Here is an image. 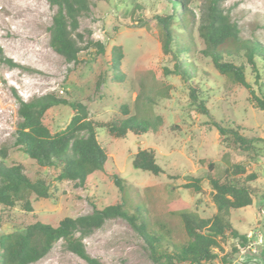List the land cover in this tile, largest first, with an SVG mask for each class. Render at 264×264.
Returning a JSON list of instances; mask_svg holds the SVG:
<instances>
[{"label":"rangeland","instance_id":"rangeland-1","mask_svg":"<svg viewBox=\"0 0 264 264\" xmlns=\"http://www.w3.org/2000/svg\"><path fill=\"white\" fill-rule=\"evenodd\" d=\"M91 1V10L80 18L84 48L79 61L69 63L50 45V26L56 8L49 0H29L30 5L20 0H0V47L4 57L15 63L0 59V149L9 147L7 164L21 163L30 177L45 178L53 191L50 198L33 196L31 212L19 205L0 209V234L36 219L56 224L65 216L76 217L91 213L95 206L115 203L122 197L115 182L118 174L132 185L133 196L145 201L158 230L167 238L183 241V222L176 211L188 207L203 217H211L216 207L206 176L208 163L214 162L216 173L222 174L231 160L244 162L248 172L258 174L253 181L258 193L252 205L236 209L231 215L233 224L248 235L247 246L231 253L238 240L228 236L221 242L224 250L219 251L214 264H264V111L249 100L246 87L229 81L202 53L205 44L197 27L206 0H192L190 4L196 14L192 24L196 47L195 57L191 58L195 67L193 83L169 72L175 61L163 53L156 16L172 12L170 0ZM220 5L238 24L244 39L264 43V0H223ZM89 39L102 42L105 52L87 44ZM119 45L123 57L115 69L111 57L114 46ZM243 53L229 58L245 64L246 78L259 94L264 90V60L257 58V75ZM191 87H197L200 97L206 100L208 113H202L191 102ZM15 93L24 100L55 93L69 101H80L95 119L125 117L123 107L127 106L130 114L149 112L151 117L160 116L162 123L156 130L129 132L124 138L99 129V139L109 155L106 169L92 174L85 184L58 181L56 170L39 166L35 159L13 146L20 121ZM72 114L68 104L55 106L46 113L45 122L56 131ZM214 121L240 125L243 133L253 139L254 150L227 148ZM139 148L153 149L165 172L156 176L134 167L132 158ZM192 176L202 177V192L184 186ZM85 242L89 253L107 264H154L137 231L121 217L108 219ZM223 255H227L229 262L224 261ZM30 264L88 263L60 240L44 257Z\"/></svg>","mask_w":264,"mask_h":264},{"label":"trees","instance_id":"trees-1","mask_svg":"<svg viewBox=\"0 0 264 264\" xmlns=\"http://www.w3.org/2000/svg\"><path fill=\"white\" fill-rule=\"evenodd\" d=\"M172 12L157 15L161 28L163 53L175 61L174 69L186 81L194 82L196 47L192 24L196 14L190 7L192 0H170ZM223 0H206L197 31L203 39L205 48L202 53L210 57L216 69L229 81L237 82L247 88L249 100L264 111V90L257 93L246 78V66L236 63L229 55L244 52L247 61L258 75L257 58L264 60V43L258 39H244L238 24L231 20L229 12L220 5ZM56 8L50 26V45L67 62L77 63L83 50V35L80 32V18L91 10V0H49ZM105 52L100 41L88 40ZM184 56L186 59H182ZM123 57L122 46H114L111 65L116 69ZM0 59L14 64L3 55ZM197 87L190 88L191 102L202 113H208L206 100L201 98ZM19 103L20 121L16 128L13 146L36 160L41 167H50L57 172V180H74L85 184L97 171L106 169L109 155L102 145L98 131L105 128L109 135L124 138L129 132L134 134L156 130L162 123L160 116L130 114L123 107L125 117L113 115L108 119H95L90 116L86 104L69 101L55 93L36 96L24 100L15 93ZM68 104L73 109L69 121L60 129L53 131L45 122L49 109ZM221 142L231 149L243 152L254 150L255 145L242 131L240 125L223 124L214 121ZM8 146L0 149V209L20 206L27 212L34 210L33 196L36 198L53 197L51 184L42 177L32 178L21 163L7 164ZM227 158L229 156L227 155ZM132 164L138 169L149 171L158 176L165 172L159 164L156 153L151 148H139L133 155ZM211 186L212 200L216 211L211 217H203L191 208L184 207L176 213L183 222L182 240L167 238L151 220V212L144 200L133 196L132 185L122 176L115 174V182L120 187L122 197L115 203L104 207H94L91 213L76 217L65 216L56 224L36 219L21 227L0 234V264H30L44 257L53 245L62 240L65 248L83 258L88 264H107L87 250L85 238L100 228L108 220L121 217L137 231L148 250L154 264H214L223 251L221 242L228 236L236 238L231 253L240 252L248 244L249 237L242 233L231 219L232 211L245 208L254 203L258 189L253 181L256 172H248L244 162L229 160L222 174L216 173L215 163L209 161L206 173ZM202 177L192 176L186 188L196 193L202 192ZM3 216L0 212V224ZM229 262L227 255H223Z\"/></svg>","mask_w":264,"mask_h":264},{"label":"bare ground","instance_id":"bare-ground-1","mask_svg":"<svg viewBox=\"0 0 264 264\" xmlns=\"http://www.w3.org/2000/svg\"><path fill=\"white\" fill-rule=\"evenodd\" d=\"M21 1V3H24V4H26V5H30V3H29V0H20ZM19 7V6H18ZM17 8V7H16ZM20 8V7H19ZM19 8H18V10H19ZM21 8H22V5H21ZM27 8V7H26ZM22 10V9H21ZM15 13V12H14ZM34 16V15H33ZM14 17V16H13ZM31 17V16H30ZM32 18V17H31ZM21 19V18H20ZM25 19V18H24ZM27 19V18H26ZM30 20V19H29ZM34 20V18H32V21ZM27 21H28V19H27ZM31 21V20H30ZM22 22V21H21ZM24 22V21H23ZM22 22V23H23ZM21 23V24H22ZM32 23V22H31ZM18 24V23H17ZM5 25H7V24H5ZM8 26V25H7ZM7 26H6V28H7ZM15 27H17V25L15 26ZM14 27V28H15ZM4 28V27H3ZM9 28V27H8ZM14 28H11V29H14ZM8 31V30H7ZM9 32L10 33H12V34H16L17 32H15L14 30H9ZM9 33V34H10ZM22 33V32H21ZM8 34V33H7ZM19 34V33H18ZM22 35V34H21ZM23 37V36H22ZM14 40V39H13ZM16 40V39H15ZM18 40H16V42H17ZM29 41V40H28ZM18 43V42H17ZM23 43H25V42H23ZM23 43H21V44H23ZM20 44V43H19ZM16 45V44H15ZM29 45H31V44H29ZM28 45V46H29ZM23 46V45H22ZM25 46V45H24ZM27 46V45H26ZM27 46V47H28ZM32 47V46H31ZM24 48V47H23ZM26 48V47H25ZM21 49V48H20ZM27 49V48H26ZM32 50V49H31ZM31 50H29V51H31ZM25 51V50H24ZM27 53V52H26ZM22 54H23V52H22ZM31 68V67H30ZM32 70H33V68H31ZM35 69H36V67H35ZM41 70V69H40ZM34 71V70H33ZM42 71V70H41Z\"/></svg>","mask_w":264,"mask_h":264}]
</instances>
